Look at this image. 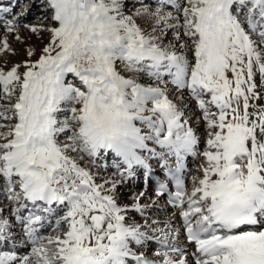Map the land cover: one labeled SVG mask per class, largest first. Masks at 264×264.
<instances>
[{
    "label": "snow or ice",
    "instance_id": "1",
    "mask_svg": "<svg viewBox=\"0 0 264 264\" xmlns=\"http://www.w3.org/2000/svg\"><path fill=\"white\" fill-rule=\"evenodd\" d=\"M12 38L0 264H264V0H10Z\"/></svg>",
    "mask_w": 264,
    "mask_h": 264
},
{
    "label": "rangeland",
    "instance_id": "2",
    "mask_svg": "<svg viewBox=\"0 0 264 264\" xmlns=\"http://www.w3.org/2000/svg\"><path fill=\"white\" fill-rule=\"evenodd\" d=\"M3 1L4 0H0V4L3 3V5H7L10 2V0L8 1L5 0L4 2ZM16 10L19 11L20 6H18ZM40 12H41L40 8L32 6L31 11L26 18L27 21L30 23H36L37 22L36 18L40 14ZM27 35H28L27 33H22V36L24 37H27ZM11 43H12V46L17 50V55L15 56L7 55V56H4L3 58H0V65L7 64V66L10 67L13 63L22 60L24 58L23 50L27 44L36 45V46L39 45V41H37L35 38L31 40H26L25 43L16 42L15 39L12 38ZM21 252H23V249H21Z\"/></svg>",
    "mask_w": 264,
    "mask_h": 264
},
{
    "label": "bare ground",
    "instance_id": "3",
    "mask_svg": "<svg viewBox=\"0 0 264 264\" xmlns=\"http://www.w3.org/2000/svg\"><path fill=\"white\" fill-rule=\"evenodd\" d=\"M1 4H3V3H1ZM193 162H194L195 166L192 165V170L193 171L190 174L195 175L196 174V170H197V165H198L199 161H197L195 158H193ZM190 179H191V176L189 175L188 176V181H190ZM120 191H121V194H122V200H124V201H127L132 193H139V192H144L145 196L147 198H151L152 200L156 199V197L153 194H151L150 192H148L147 190H144V189H141V188L136 190L134 185H133V183H127L124 187L121 188ZM145 202H148V201L146 200ZM160 206H161V202H160ZM172 211L173 210H170L168 212V214H165V213L160 212V208H158V209L152 210V212L150 214L153 215L155 218L164 220V219H167L169 215H171Z\"/></svg>",
    "mask_w": 264,
    "mask_h": 264
}]
</instances>
